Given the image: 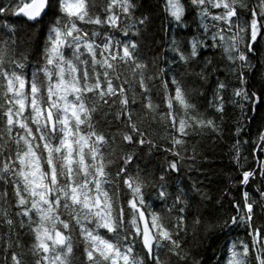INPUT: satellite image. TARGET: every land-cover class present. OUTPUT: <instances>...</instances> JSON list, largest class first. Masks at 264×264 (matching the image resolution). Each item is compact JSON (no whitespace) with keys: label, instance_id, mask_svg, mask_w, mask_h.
I'll return each instance as SVG.
<instances>
[{"label":"snow or ice","instance_id":"1","mask_svg":"<svg viewBox=\"0 0 264 264\" xmlns=\"http://www.w3.org/2000/svg\"><path fill=\"white\" fill-rule=\"evenodd\" d=\"M103 7L97 13L93 0H0V264L29 259L32 264H146L149 255L153 264H160L157 237L176 246L173 233L148 213L142 200H127L116 210L105 188L108 158L100 147L105 136L96 128L95 111L116 97L122 106L132 105L128 76L118 77L129 64L138 70L142 65L135 59V40H116L110 31L120 28V13L130 9L128 0H106ZM169 7L178 18L184 14L175 0H169ZM213 13L222 26L238 23L239 9L230 0H214ZM9 16L18 19L5 22ZM245 28L242 63L253 58L252 52L264 50V15L250 7ZM123 35L127 38L129 32ZM234 44L230 40L225 52ZM197 47L194 43V53ZM246 78L247 73L240 75L232 96L247 109L245 125L259 119L264 128V88L253 93L243 86ZM165 83L169 91L162 102L178 129L177 144L192 122L197 127L207 123L215 131L212 121L203 118L177 121L176 107L188 111L192 105L176 78ZM138 84L143 85L142 77ZM224 88L220 82L212 101L218 113L226 112L231 99ZM143 90L148 93L147 87ZM147 108L155 111L151 103ZM132 139L144 144L138 136ZM241 142L248 148L236 174L238 187L232 195L222 193L228 205L224 226L236 233L227 264H246V258L264 264V132L241 136ZM125 177L131 188L126 172ZM126 209L136 213L129 230L133 239L140 238L142 255L120 238L118 218L127 215ZM21 228H27L30 242L19 240Z\"/></svg>","mask_w":264,"mask_h":264},{"label":"clouds","instance_id":"2","mask_svg":"<svg viewBox=\"0 0 264 264\" xmlns=\"http://www.w3.org/2000/svg\"><path fill=\"white\" fill-rule=\"evenodd\" d=\"M128 2L129 12L120 13V28L110 31L116 40H135L137 47L133 51L142 68L138 70L129 64L118 77L121 80L128 76L131 91L127 95L132 105L122 106L120 97H116L95 111L94 123L105 136L100 147L108 158L110 180L105 188L112 194L116 210L127 200H142L148 213L158 216L173 233L175 247L157 237L160 264H227L226 252L236 233L224 226L228 205L222 193L232 195L238 187L236 174L244 166L248 148L241 142V136L246 139L255 137L258 130L264 132L259 119L255 125H245L247 109L242 102H236L232 93L240 84L242 73H247L244 87L253 93L264 88V50L252 52L253 58L247 63L239 59L246 47L245 19L249 8L264 15V0H230L239 9L238 23L230 27L214 20V0L202 3L175 0L184 10L179 18L172 14L169 0ZM93 3L95 12L104 11L106 0H93ZM125 30L129 32L127 38L123 35ZM221 35L223 41L219 39ZM230 40H235V44L225 52ZM42 42L43 34L36 40V46H42ZM194 43L198 45L195 53ZM116 67L119 70L118 63ZM141 77L143 85L138 84ZM172 78L183 85L192 105L188 111L177 106L176 120L187 123L193 117L203 118L212 121L215 131L207 123L197 127L192 122L181 143H176L178 129L171 123L167 103L162 102L169 91L165 81ZM220 82L225 84L223 94L231 97L224 113L216 112L212 102ZM148 103L155 111L147 108ZM137 136L143 139V145L133 142L132 138ZM237 153L238 157L234 155ZM125 172L132 181L131 188L124 183ZM126 213L123 219L118 218L120 238L125 246L133 245L137 254L142 255L140 238L133 239L129 230L136 213L127 209ZM20 232L19 240L30 242L27 228H21ZM7 254L5 250L4 255ZM153 259L149 255L146 264H153ZM246 264L256 261L246 258Z\"/></svg>","mask_w":264,"mask_h":264},{"label":"trees","instance_id":"3","mask_svg":"<svg viewBox=\"0 0 264 264\" xmlns=\"http://www.w3.org/2000/svg\"><path fill=\"white\" fill-rule=\"evenodd\" d=\"M17 19H18V18L15 17V16H9L5 22H7V21H9V20H10V21H15V20H17ZM241 235H243V232L241 233Z\"/></svg>","mask_w":264,"mask_h":264}]
</instances>
